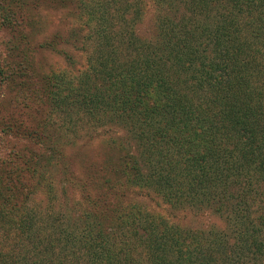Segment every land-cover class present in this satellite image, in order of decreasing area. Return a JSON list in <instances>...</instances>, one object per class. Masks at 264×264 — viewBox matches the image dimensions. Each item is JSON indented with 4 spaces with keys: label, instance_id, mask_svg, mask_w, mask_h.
Here are the masks:
<instances>
[{
    "label": "trees",
    "instance_id": "trees-1",
    "mask_svg": "<svg viewBox=\"0 0 264 264\" xmlns=\"http://www.w3.org/2000/svg\"><path fill=\"white\" fill-rule=\"evenodd\" d=\"M155 3L152 39L135 32L139 12L130 18L129 6L98 0L83 3L86 33L77 27L39 43L25 5L0 3V30L11 36L0 51V130L31 145L25 173H0V222L14 243L0 249V264H264V0ZM7 11L13 16L3 17ZM62 45L86 54L83 63ZM37 51L56 52L57 68L35 69ZM35 112L47 116L30 127L25 120ZM79 115L136 139L122 149L107 143L119 150L117 180L102 176L105 200L80 202L76 217L52 205L54 179L63 180V193L65 181L79 186L75 146L62 144L79 134ZM118 184L150 191L169 210L217 216L226 227H189L170 211L131 198L123 204ZM37 191L48 204L27 208Z\"/></svg>",
    "mask_w": 264,
    "mask_h": 264
},
{
    "label": "rangeland",
    "instance_id": "rangeland-1",
    "mask_svg": "<svg viewBox=\"0 0 264 264\" xmlns=\"http://www.w3.org/2000/svg\"><path fill=\"white\" fill-rule=\"evenodd\" d=\"M83 1L89 5H91L92 1L93 7H95L96 2H98V0H0V3H5V5L8 6L14 2H21L25 5L22 15L25 19H31L34 22L35 25L32 29L36 34H39L37 38L39 43L46 39L50 41L52 39L51 37L56 34H61L62 37H65L69 31H73L77 29V27L84 28L83 33H86L85 31L88 28L84 26L89 21V14L87 11H84L87 5H83ZM108 3L116 10L123 5L129 6L130 12L128 13L130 14L128 15L130 18L133 17L135 12H139L141 17L136 22L135 32L144 40L152 39L155 33L156 19L159 10L155 0H108ZM3 12H5V10H3ZM88 12H90V8ZM13 14L12 11H7V13L3 14V17L6 15L12 17ZM10 37L7 31L0 30V51L5 52V42ZM60 47L74 54L79 64L83 63V58L86 54L82 55L81 51H77L76 49L71 50V46L62 45ZM51 50L55 51L54 48H51ZM38 51L37 54H34L35 69L45 70L48 67L57 68L59 56L56 52L48 51L41 55ZM46 116L47 113L45 112H42V114H37V112H35L33 117H30L27 121L25 120V122L31 127L32 125L39 124ZM23 118H27V115H23ZM79 118L80 115L77 121H79ZM77 124L80 127L77 137L73 138L70 136L66 139L62 138V144L65 143L69 146L70 142L71 146H75V148L71 149V154H74L71 161L73 162L74 171L79 176V186L74 187V182L64 180L68 185L64 186L67 190L63 193V180L61 178L54 179V182L57 184L55 191L58 199L54 200L52 206L56 209L60 208L58 211L63 212V214L67 213L68 215H72L78 211V204H80V202L82 208L83 205L86 204L91 206L99 204L101 200L104 201V196H107L108 193L101 190L104 188L107 189L109 186L105 179L111 184H115L117 177L111 175V173L114 172V168L117 166V162L114 158L118 155L119 150L117 149L115 153H111L110 146H107V143L114 141V145L121 144L122 149L124 148L123 143H125V147L128 148V146L135 144L134 140L136 139L133 131L123 130L121 128L118 129L108 124L107 126L97 127L93 123H86L85 119L79 121ZM111 131H114V133H110ZM30 148L31 145H28V143L23 141L20 142V140L17 142L15 138L5 136L0 130V173L4 175L12 173L14 177L19 175L21 170L25 173V166L23 164L29 160L30 154L28 149ZM13 149L14 156L11 154ZM17 150H23V154L20 157H18ZM132 152L131 150V153ZM68 153H70V150ZM24 156H26V158H24ZM110 156H113V158L110 159ZM92 167L96 168L94 169ZM106 174H109L110 178L106 176ZM55 176H58V174L56 173ZM66 176L70 178L69 174ZM102 176L106 178L104 179ZM69 187L71 188L70 191ZM118 191H120V193H118L120 202L123 201V204L131 202V200H128L131 198L133 199V203L140 204L151 211H158L159 213H168L170 211L172 212L171 215H173L174 220H177L178 223L182 225L195 228H206L208 223H213L221 228L226 227V223L223 219L221 220L217 216L211 214L197 215L198 212L192 210H182L180 212L169 210L164 201L159 200L152 195L150 191L141 189L138 185L130 186L129 190L128 187H122L118 184ZM124 191H126V194L129 196L124 198L122 196V192ZM100 194H103L104 200L98 198ZM33 196H35V198H33ZM41 197L37 191L36 194L32 195L30 203L25 206L27 208L31 207L37 209L46 207L49 199L47 197L45 198V195ZM21 201H25V197L21 199ZM117 204L118 203L115 202L113 205L116 206ZM113 211L112 209L110 212L113 213ZM76 214L77 213L74 215ZM76 217H78V215H76ZM72 220L79 225L77 219ZM5 226L3 222H0V249L3 252H8L11 249L9 247H12L14 243L8 239L9 237L5 236ZM11 235L13 236V234ZM2 245L3 248L1 247Z\"/></svg>",
    "mask_w": 264,
    "mask_h": 264
}]
</instances>
